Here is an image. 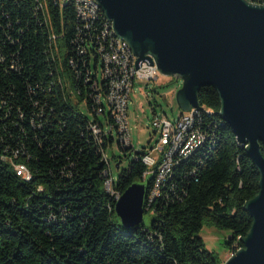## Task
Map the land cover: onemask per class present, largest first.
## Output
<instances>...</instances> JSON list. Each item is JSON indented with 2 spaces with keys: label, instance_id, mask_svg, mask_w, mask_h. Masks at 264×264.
<instances>
[{
  "label": "trees",
  "instance_id": "1",
  "mask_svg": "<svg viewBox=\"0 0 264 264\" xmlns=\"http://www.w3.org/2000/svg\"><path fill=\"white\" fill-rule=\"evenodd\" d=\"M95 13L85 19L75 0H0V264H222L200 233L229 231L230 252L243 247L255 165L221 118L216 90L204 87L192 127L203 143L160 180L148 153L126 168L113 154L115 180L108 152L132 146L104 73L102 49L111 54L117 39ZM136 183L153 220L125 229L115 206Z\"/></svg>",
  "mask_w": 264,
  "mask_h": 264
},
{
  "label": "water",
  "instance_id": "2",
  "mask_svg": "<svg viewBox=\"0 0 264 264\" xmlns=\"http://www.w3.org/2000/svg\"><path fill=\"white\" fill-rule=\"evenodd\" d=\"M114 36L142 63L182 81L181 114L213 87L220 116L259 175V193L244 205L252 219L242 248L224 264H264V5L249 0H94ZM119 165H117V169ZM146 185L130 186L115 213L125 229L143 225Z\"/></svg>",
  "mask_w": 264,
  "mask_h": 264
},
{
  "label": "rangeland",
  "instance_id": "3",
  "mask_svg": "<svg viewBox=\"0 0 264 264\" xmlns=\"http://www.w3.org/2000/svg\"><path fill=\"white\" fill-rule=\"evenodd\" d=\"M98 77L101 80V72L98 70ZM182 86V81H174L171 77H166L158 72L156 81H135L130 89V100L126 109V122L122 130L128 128V135L132 149L122 152L117 145L113 146V151L108 155L111 161L112 177L116 180L119 171L116 169L113 154L122 158L121 168H126L137 153L150 155L152 160L146 159V164L154 165L153 161H159L161 153L159 147L163 146L161 137L158 134V128L152 127V121L155 116H163L169 121L176 120L181 115V110L177 103V92ZM156 129V130H155ZM160 140V142H158ZM149 167V168H150ZM152 168V167H151ZM120 220V219H119ZM153 215L147 213L144 215L143 223L150 227ZM207 249L217 254L224 264L232 255L225 243L232 237L229 231H221L214 227L205 226L200 233Z\"/></svg>",
  "mask_w": 264,
  "mask_h": 264
},
{
  "label": "built area",
  "instance_id": "4",
  "mask_svg": "<svg viewBox=\"0 0 264 264\" xmlns=\"http://www.w3.org/2000/svg\"><path fill=\"white\" fill-rule=\"evenodd\" d=\"M64 2H70L72 0H63ZM78 6V11L88 20H95L97 13L93 12L94 0H75ZM105 48L102 49V56L105 63V76L108 79L115 82V94L113 99H109L115 107V115L118 116V126L121 135L123 136V142L128 145L130 139L128 135V128L122 130L123 122H126V109L130 100V89L135 81H156L158 79V70L156 66H151L145 62L140 64L137 68V58L126 42L117 39V57H110L108 53H104ZM119 75H126L127 92H119ZM189 113H183L177 122L173 123L167 120L165 117H156L151 123L153 128H158L159 137L163 146L159 147L161 157L159 161H153L154 165L148 167L150 170L157 169L160 176L159 180L164 174L169 172L170 165L176 156H183L187 151L193 150V145L199 138H202L199 134L194 133L193 123L188 122ZM97 128V127H96ZM156 130V129H155ZM98 133V131H96ZM160 142V140L158 141ZM148 160H152L150 155L146 156ZM20 173L26 174L24 167L18 169Z\"/></svg>",
  "mask_w": 264,
  "mask_h": 264
},
{
  "label": "bare ground",
  "instance_id": "5",
  "mask_svg": "<svg viewBox=\"0 0 264 264\" xmlns=\"http://www.w3.org/2000/svg\"><path fill=\"white\" fill-rule=\"evenodd\" d=\"M100 10L99 6L97 3H93V12H96ZM110 24V23H109ZM110 30L112 31L111 29V24H110ZM112 34H113V31H112ZM114 35V34H113ZM115 37V36H114ZM116 38V37H115ZM117 39V38H116ZM117 49V45L116 47L113 49L112 53L109 54L110 57H117V53H113L115 50ZM110 53V52H109ZM110 88H111V95L109 96V99H113V96L115 94V82H111L110 84ZM119 92H127V81H126V75H119ZM197 109H194L192 110L191 112H189V115H188V122H193V117L195 115V111ZM116 120H117V123H118V116H116ZM204 141V138H199L196 143L193 145V150L196 149L199 145H201ZM193 150H190V151H187L185 153L184 156H188L191 154V152ZM145 163L146 162V159H145ZM171 167V165H170Z\"/></svg>",
  "mask_w": 264,
  "mask_h": 264
}]
</instances>
